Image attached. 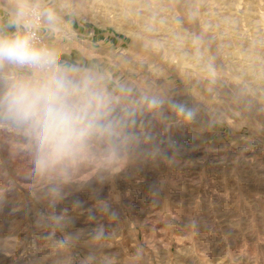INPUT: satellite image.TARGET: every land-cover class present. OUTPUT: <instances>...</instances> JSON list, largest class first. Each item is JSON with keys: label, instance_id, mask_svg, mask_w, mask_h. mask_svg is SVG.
I'll use <instances>...</instances> for the list:
<instances>
[{"label": "rangeland", "instance_id": "rangeland-1", "mask_svg": "<svg viewBox=\"0 0 264 264\" xmlns=\"http://www.w3.org/2000/svg\"><path fill=\"white\" fill-rule=\"evenodd\" d=\"M32 7L112 127L37 174L34 134L0 115V264H264V0H0V35ZM45 75L0 64V95Z\"/></svg>", "mask_w": 264, "mask_h": 264}, {"label": "clouds", "instance_id": "clouds-1", "mask_svg": "<svg viewBox=\"0 0 264 264\" xmlns=\"http://www.w3.org/2000/svg\"><path fill=\"white\" fill-rule=\"evenodd\" d=\"M43 15L49 24H54L57 19L51 9L45 10ZM5 63L46 72L40 80L13 79L0 95V115L28 126L35 136L37 174L55 169L64 159L83 148L90 137L111 130V122L104 123L110 113L111 99L97 85L96 78L85 75L79 81L71 80L66 70L58 65L57 53L37 47L29 34L0 35V64ZM148 102L153 108L164 103L156 97ZM171 107L184 119H191L193 115L182 104L173 103ZM50 191L55 193V187ZM105 211L115 219V212L107 206ZM37 227H40L39 221ZM103 234L101 225L96 237ZM56 243L65 246L63 240Z\"/></svg>", "mask_w": 264, "mask_h": 264}, {"label": "built area", "instance_id": "built-area-1", "mask_svg": "<svg viewBox=\"0 0 264 264\" xmlns=\"http://www.w3.org/2000/svg\"><path fill=\"white\" fill-rule=\"evenodd\" d=\"M43 23H44V15L42 11L37 7L30 8L25 15L23 34H29L32 37L33 43L37 47L50 49V47L47 45L44 37L41 34ZM17 67L27 72L37 71L46 74L44 70H40V69H32L29 67H20V66Z\"/></svg>", "mask_w": 264, "mask_h": 264}]
</instances>
